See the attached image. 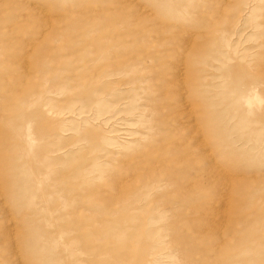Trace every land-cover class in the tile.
I'll return each instance as SVG.
<instances>
[{
  "label": "rangeland",
  "instance_id": "obj_1",
  "mask_svg": "<svg viewBox=\"0 0 264 264\" xmlns=\"http://www.w3.org/2000/svg\"><path fill=\"white\" fill-rule=\"evenodd\" d=\"M0 264H264V0H0Z\"/></svg>",
  "mask_w": 264,
  "mask_h": 264
}]
</instances>
